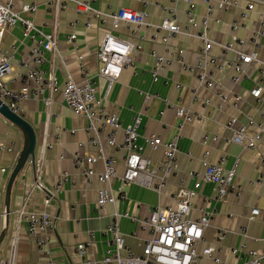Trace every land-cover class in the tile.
Segmentation results:
<instances>
[{"label": "crops", "instance_id": "0c3cea01", "mask_svg": "<svg viewBox=\"0 0 264 264\" xmlns=\"http://www.w3.org/2000/svg\"><path fill=\"white\" fill-rule=\"evenodd\" d=\"M87 2L94 10L102 14L116 13L121 9L135 12L145 11L151 24H158L170 12L176 24L183 31L188 23L187 5L182 0H151L147 5L143 0H80ZM237 5L228 10H219L213 6L208 13L202 0H192L195 7V27L191 36L178 34L163 40L151 39L152 31L137 34L133 28L125 24L113 29L111 20L95 19L91 14L79 13L71 1L58 16L57 29H53L51 11L40 4L33 17L35 26L44 34H54L57 54L47 52L45 62L41 66L46 76L53 74L58 87L53 92L43 88L37 97H31L18 103L20 116L30 123L36 133L37 147L35 159L41 155L43 144L50 149L44 153V162L39 183L42 190L32 189L35 180L33 167L26 164L15 179L10 193L8 224L5 215V192L9 176L23 147V136L19 130L0 116V235L4 236L0 244V260L7 257L11 240L17 239L16 264H85L78 255L76 247L86 245V258L99 264L102 255L108 249L109 236L105 230L114 216H118L120 232L124 236V244L131 253L138 256L142 253L144 241L150 238L147 230L141 228L138 221L146 219L155 207H174L176 195L181 190H194L189 218L196 220L203 214H210V224L204 229V243L198 246L199 252L204 247L213 251L218 263L210 259H200L197 264H243L240 252L260 251L264 243V98H253L251 90L258 84L264 86V38H257V46L250 40L264 32V0H254V8L246 19L241 14L250 3L249 0H229ZM16 11H20L22 0H13ZM207 21V39L213 43L212 48L203 57L200 50L203 44L197 38L202 32V20ZM75 20L79 23L73 25ZM86 22L90 23L85 28ZM236 28H233V24ZM111 33L115 37L138 45L139 50L130 53L132 66L122 69L117 81L109 84L98 76L99 63L96 52L104 35ZM75 35L73 42L66 38ZM234 38L244 40L242 46L235 47L236 53L249 54L257 52V62L243 65L242 73L237 82L235 70L225 66L235 62V52H225L219 45ZM1 46H11L16 51L11 62L12 72L6 78L11 90L22 87L18 76L27 68L33 67L30 51L34 44L24 40L22 27L16 25L8 29L2 38ZM155 54L170 64L165 65L157 73V81H152V70L155 66ZM81 58V60H79ZM187 69H183L180 62ZM211 60V62H209ZM207 61L205 67L197 69L199 62ZM87 72L96 89L95 95L102 101L107 114L119 118L122 127L131 124L135 114H141L138 129V144L143 147V154L157 168L156 175L163 173L165 162L164 149L159 146L152 150L147 139L156 137L161 142L173 140L180 133L177 145L176 168L170 172L166 183L159 192L146 188L138 183L123 186L119 181L123 173L125 151L121 148L122 134L118 133L115 145L106 142L109 129L100 127L94 122L95 129H89L86 117L76 114L65 106L62 89L68 78L79 84L82 82L81 68ZM203 74L212 82L211 88L201 86L197 76ZM179 84L180 89L175 86ZM30 89H36L32 82L27 83ZM192 90L197 99L192 98ZM144 94L151 97L145 100ZM157 95L158 98H153ZM224 97V99H222ZM168 100L173 106L164 104ZM208 101V105L204 102ZM185 112L187 121L178 130L179 119L175 116V108ZM252 124H248V119ZM233 121V129L245 126L246 139L255 138V147L242 148L229 141L231 131L225 124ZM56 129H60L57 135ZM97 137L102 145L103 156L115 161L116 177L107 187L113 194L120 189L125 198L118 199L114 205L103 208L97 206V193L101 184L97 176L103 171V161L99 152L90 144ZM205 137L208 140H205ZM216 138V141H212ZM208 152L206 158L204 153ZM86 161V170L93 175L86 180L81 170L76 168L74 157ZM223 158V168L228 170L237 162L236 175L233 180L234 190L226 194L220 202H216L217 189L212 183L201 182L195 189V179L189 177L190 172L201 174L202 161L215 164ZM62 173L67 175L58 192L56 186ZM258 181L260 183H258ZM157 181L154 180L153 183ZM47 194H53L49 206H45ZM257 211L252 215V211ZM29 212H46L54 222L51 232L42 235L45 244L39 251L27 232L22 218ZM127 215V217H124ZM245 230V235L242 234ZM223 231L225 238L219 241L218 232ZM92 234V238L89 234ZM232 250H236L233 253Z\"/></svg>", "mask_w": 264, "mask_h": 264}, {"label": "built area", "instance_id": "2783aa9c", "mask_svg": "<svg viewBox=\"0 0 264 264\" xmlns=\"http://www.w3.org/2000/svg\"><path fill=\"white\" fill-rule=\"evenodd\" d=\"M23 4L20 11H16L13 0H0V101L4 103L8 109L17 115H20L18 103L26 101L31 97H37L43 91V88L49 89L53 92L57 89L58 84L53 74L46 76L41 66L44 64L45 53L49 52L53 56L57 54L56 38L54 34H44L40 31L33 22L40 4L51 11L53 17V29H57L58 16L60 12L65 8L66 4L71 1L76 5L79 13L91 14L93 18L104 20L109 18L112 23L113 29H117L119 25L125 24L137 34L145 33V31H152L151 39L156 40L162 37L163 40L175 37L178 34L185 36H191V29L195 27V7L192 0H182L187 5L186 16L188 23L182 31L176 24L171 12L158 24H151L148 21V14L145 11L135 12L129 9H121L116 13L102 14L101 12L94 10L87 2L80 0H22ZM206 5L208 13L211 12L213 6H216L219 10H228L229 7L237 5L234 1L230 3L229 0H202ZM250 3L245 8V11L241 14L242 19H246L249 12L254 8V0H249ZM151 0H143L142 3L147 5ZM79 22L75 20L74 26ZM22 27V36L24 40H28L34 44L30 51V59L33 67L18 76V80L22 82V87L17 90H11L6 78L11 75L12 67L11 62L13 60L16 48L14 46L8 49H3L1 46L4 33L16 26ZM202 32L197 35V38L203 44V48L200 53L203 57H206L208 51L212 48L211 43L206 37L207 21L204 19L201 22ZM84 27L87 29L90 27V23L86 22ZM233 28H236L234 23ZM263 37L264 32L255 34L250 42L257 46V38ZM68 42L75 40V35H70L66 38ZM244 40L234 38L229 42L220 44L219 47L225 52H235V47L242 46ZM134 50H139L138 45H133L125 40L119 39L107 33L101 40L96 52V58L99 63L98 76L108 81L109 84L117 81L120 77L122 69L126 66H132L130 53ZM237 58L235 62H228L225 64L227 68H233L237 73V76L233 78L234 82L239 80V75L242 73L243 65L257 62V52L252 51L249 54L236 53ZM155 58V66L152 70V81H157V73L163 69L165 65H169L170 61L161 57L152 55ZM81 60V58H79ZM183 69H187L180 59ZM211 62V60H209ZM207 61L199 62L196 66L197 69L205 67ZM81 68L82 82L77 84L71 78H68L62 89V96L65 106L76 114H81L88 119L89 129L94 130V122H97L100 127H107L109 133L106 138V142L109 146L115 145V138L118 133L122 134L121 148L125 151L123 158L124 169L119 178V181L123 186H127L133 183H138L146 188H151L155 192H159L166 183L170 172L176 168V155L179 151L177 142L181 137L180 133L175 135L173 140L169 142H161L159 138L151 137L147 139V144L152 150H156L159 146L164 149L165 162L163 165V173L161 176L156 175L157 168L152 164V161L144 156L143 147L138 144V129L141 124V114H135L132 117V122L126 127H122L119 118L114 114L105 113L102 105V101L95 95L96 89L93 82L87 76V72L83 67ZM199 84L205 88H211L212 82L200 74L197 76ZM32 82L36 85V89H30L27 83ZM177 89L181 86L176 84ZM253 98H264V86L258 84L250 92ZM145 100L151 96L144 94ZM153 98H158L157 95ZM192 98L195 101L197 99L196 92L192 90ZM224 99V97L222 98ZM164 104L168 108L173 106L168 100H164ZM204 105H208V101L204 102ZM175 116L179 119L177 124L178 130L183 128V125L189 121L186 112L180 108H175ZM248 124H252V119H248ZM226 129L231 131L229 141L242 148L252 149L255 147V140H258V136L255 138L246 139L245 126H241L238 129H233V121H229L225 124ZM61 130L56 129L57 135ZM205 140H208L205 137ZM212 141H216V138H212ZM90 144L97 149L100 155V159L103 161V171L97 176L98 182L102 185L97 193V206L103 208L107 205H114L118 199L125 198L124 192L121 189L113 194L107 187L112 179L116 177L115 161L113 158H105L103 156L102 145L97 137L90 140ZM49 144H43L41 147V155L38 159H35L32 163V167L35 174V180L31 185V190L34 188L42 190V186L39 183V179L42 172V166L44 162V153L50 149ZM208 152L204 153L206 158ZM93 159H86V161L77 157H74V163L76 168L81 170L82 175L88 180L93 174L92 171L86 170L84 165L90 164ZM224 159L221 158L217 163H208L205 159L202 161L203 171L201 174L190 172L189 177L195 179L194 188L200 187L201 182L212 183L216 186L217 196L215 201L220 202L230 191L234 190L233 180L236 175L237 162L228 170L223 168ZM264 169V163H263ZM156 180V183L153 181ZM67 181V175L62 173L60 182L55 188V192H58L64 182ZM258 183H260L258 181ZM195 195L194 190H181L176 195V204L174 207H155L150 212L149 216L144 220H136L132 218L131 221H138L141 228L147 230L150 234V238L143 243L141 255H134L131 253L128 247L124 244V236L120 232L118 216L112 218L111 223L107 226L105 232L109 236L108 249L101 257L99 264H197L200 259H210L215 263H218V259L213 256V251L209 247H204L200 252L198 246L204 243L203 232L204 229L210 224L211 215L203 214L196 220H191L189 212L192 207V198ZM45 206H49L50 201L53 199V194H47L45 198ZM257 211H252V215H256ZM124 217H127L125 215ZM27 226V232L39 251H42V246L45 244L42 235L51 232L54 228V222L51 216L46 212H29L22 217ZM242 234L245 235V230L242 229ZM92 238V234H89ZM225 238L223 231L218 232V240L221 241ZM264 243V236L262 238ZM17 239L14 237L10 242L9 253L6 258L0 260V264H16L17 262ZM76 251L80 256V259L85 264H97L86 258V245L80 244L76 247ZM236 253V250H232ZM244 259L243 264H264V246L260 251H247L240 252L239 256ZM49 264H56L53 260L49 261Z\"/></svg>", "mask_w": 264, "mask_h": 264}, {"label": "water", "instance_id": "95a60500", "mask_svg": "<svg viewBox=\"0 0 264 264\" xmlns=\"http://www.w3.org/2000/svg\"><path fill=\"white\" fill-rule=\"evenodd\" d=\"M0 116H2L7 122L14 126L23 136V147L18 155L16 164L12 169V172L9 176L6 192H5V215L6 223L8 224L9 217V206H10V193L15 179L18 177L20 172L24 169L26 164H30L35 160L36 147H37V138L36 133L30 123H28L20 115L12 113L8 107L0 101ZM4 239L3 235H0V244Z\"/></svg>", "mask_w": 264, "mask_h": 264}, {"label": "bare ground", "instance_id": "6f19581e", "mask_svg": "<svg viewBox=\"0 0 264 264\" xmlns=\"http://www.w3.org/2000/svg\"><path fill=\"white\" fill-rule=\"evenodd\" d=\"M8 85V84H7ZM9 87V86H8Z\"/></svg>", "mask_w": 264, "mask_h": 264}]
</instances>
